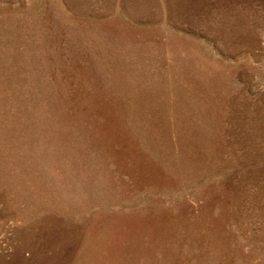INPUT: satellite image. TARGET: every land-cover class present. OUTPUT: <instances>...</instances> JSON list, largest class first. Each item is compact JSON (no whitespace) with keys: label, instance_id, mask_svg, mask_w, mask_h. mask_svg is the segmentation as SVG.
Listing matches in <instances>:
<instances>
[{"label":"rangeland","instance_id":"obj_1","mask_svg":"<svg viewBox=\"0 0 264 264\" xmlns=\"http://www.w3.org/2000/svg\"><path fill=\"white\" fill-rule=\"evenodd\" d=\"M0 264H264V0H0Z\"/></svg>","mask_w":264,"mask_h":264}]
</instances>
